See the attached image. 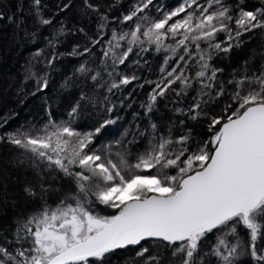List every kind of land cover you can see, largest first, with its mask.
I'll list each match as a JSON object with an SVG mask.
<instances>
[{"label":"snow or ice","instance_id":"snow-or-ice-1","mask_svg":"<svg viewBox=\"0 0 264 264\" xmlns=\"http://www.w3.org/2000/svg\"><path fill=\"white\" fill-rule=\"evenodd\" d=\"M121 3L81 0L80 14L95 19V36L83 26L69 28L56 20L71 11L73 0H60L51 14L44 0H28L27 12L23 0L12 14L0 8V22L14 24L24 37L35 36L27 30V17L39 27L59 24L47 41L52 52L43 61V74L33 71L31 62L25 68V78L36 87L24 95L48 89L58 59L92 55L96 47L99 64L80 63L61 87L69 88L82 76L106 93L98 100L82 89L63 121L53 118L44 97V123L0 134V144L19 150V162L27 160L38 177L60 174L75 185L55 205L45 202L0 227V264H241L242 256L264 264V46L227 79L225 68L213 63L229 58L257 32L264 35V0L255 8L245 0H176L174 5L134 0L112 15ZM76 32L88 42L58 52L61 38ZM150 51L165 55L158 78L138 85L150 86L140 104L146 126L136 123L98 146L122 119L124 100L117 104L111 97L141 79L118 68L128 67L130 56ZM131 63L140 66L139 59ZM193 92L192 102L181 106ZM222 99L218 114L208 110ZM161 101L167 102L165 108L175 105L171 111L183 117L170 120L165 130L153 119ZM89 106L98 118L82 129L78 121ZM201 119L209 135L198 139L187 122ZM137 138L147 147L133 155ZM39 188L45 192L50 186ZM0 191L6 193V186ZM23 191L37 195L30 183ZM7 200L5 195L3 204ZM210 235L215 236L211 246Z\"/></svg>","mask_w":264,"mask_h":264},{"label":"trees","instance_id":"trees-1","mask_svg":"<svg viewBox=\"0 0 264 264\" xmlns=\"http://www.w3.org/2000/svg\"><path fill=\"white\" fill-rule=\"evenodd\" d=\"M47 5L46 13L51 14L55 11L56 5L60 0H44ZM134 0H122L121 5L113 10L112 15H120L122 10H126ZM20 0H0V8H3L7 14L16 12L17 5ZM162 4L174 5L176 0H160ZM248 8H255L259 6V0H245ZM73 8L67 14L60 13L56 20H63L69 28L75 26H83L86 31L95 36L96 22L94 18H85L80 14L81 0H73ZM25 12L28 8V0H23ZM27 30L29 33H35V36L29 35L24 37L22 32L15 28V25L9 23L7 20L0 22V134L15 131L22 125L31 123L42 124L47 120V115L43 106V98L47 97L49 103L52 105L53 118L57 121L68 119V110L71 105L79 98L80 92L83 89L88 95H94L98 100L106 94L103 88H93L91 80L85 81L82 76H77L73 80L72 86L69 88H62L67 77H72L75 69L80 63L88 61L89 67L95 68L99 64L101 50L99 47L93 49L92 55L84 57L63 56L58 59L54 65V69L50 70V83L48 89L38 94L37 96L24 95L32 92L36 85L34 80L26 79L25 68L31 62L34 67L33 71L41 74L45 71L43 63L52 49L48 46L47 41L51 38L59 27L56 23L55 27H39L32 23L31 18L27 17ZM18 33V34H17ZM62 43L57 47L58 52H70L75 44L82 46L88 41L83 34L76 32L75 34L67 35L61 38ZM108 39V36H105ZM264 46V35L257 32L251 41H247L243 48L234 51L227 59L215 58L213 63L217 66L224 67L225 79L228 78L233 68H238L242 60L246 59L253 50H259ZM43 50L40 57H36V52ZM164 53H155L150 51L144 53L142 57L130 56L129 66H120L118 71L131 75L133 72L141 79L132 84L123 87L116 96L111 99L119 104L120 100H124V106L120 108L119 114L122 117L117 125L112 126L111 134L103 137L99 144L107 143L109 140L119 138L120 134L125 129L132 127L139 123L141 127L146 126L147 120L143 117V109L140 104L147 99V93L150 91V86L145 85L140 88L138 85L143 83L145 79L156 80L159 73V68L163 63ZM140 60V66L132 64L131 61ZM39 60L40 62H37ZM147 61V63H145ZM105 79H108L105 74ZM131 94V95H129ZM190 96L183 102L181 106L190 104ZM23 98L24 103H21ZM166 101H161L159 104V112L154 115L153 119L161 125V130H165L169 121H176L182 119L178 114H174L171 108L175 105L169 104L168 108L164 107ZM224 103L222 99L219 102L212 103L208 106L211 112L219 113L221 106ZM131 104V107H128ZM141 113L140 117L134 118V113ZM98 117L95 115V110L90 106L84 112L78 124L83 129L86 125L94 123ZM7 123H4V121ZM190 127L197 133L198 139L207 137V121L201 119L199 122L188 121ZM131 139V137H129ZM138 139V143H134L131 148L133 155L143 152L147 147V141ZM20 151L13 146L7 144H0V189L6 186L7 192L0 191V227H7L12 223V220L21 214H30L38 210L45 202L50 205H55L62 196L68 192L74 191L75 185L70 179L63 177L60 174L55 176L40 175L38 177L32 165L25 160L20 163ZM32 184L36 187L37 195L35 197H28L25 195L23 189L26 184ZM43 183L46 188L50 189L41 192L39 185ZM7 196V204H3V197ZM104 213L111 210H102ZM241 236L246 240L247 236L241 231ZM215 242V236H209L207 244L211 246ZM123 255V254H119ZM241 264H253L249 256H242ZM113 264H122L121 261L114 260Z\"/></svg>","mask_w":264,"mask_h":264}]
</instances>
